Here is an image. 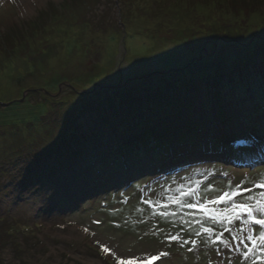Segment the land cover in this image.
Returning <instances> with one entry per match:
<instances>
[{"label": "rangeland", "instance_id": "374dc122", "mask_svg": "<svg viewBox=\"0 0 264 264\" xmlns=\"http://www.w3.org/2000/svg\"><path fill=\"white\" fill-rule=\"evenodd\" d=\"M67 1L0 0V31L55 8L26 51L0 53V264H252L145 201L264 191V6Z\"/></svg>", "mask_w": 264, "mask_h": 264}, {"label": "snow or ice", "instance_id": "6c2138e0", "mask_svg": "<svg viewBox=\"0 0 264 264\" xmlns=\"http://www.w3.org/2000/svg\"><path fill=\"white\" fill-rule=\"evenodd\" d=\"M255 188L264 189V181L256 183ZM253 191V188L237 184L209 198L204 195L200 183L197 182L195 186L181 184L174 192L169 188L167 192L171 194H167L163 200H146L145 203L154 210L161 209L156 214L162 218L176 217L179 214L180 223L198 225L195 235L205 236L208 243L222 245L229 251H240L243 248L245 251L241 255L244 260L254 257L252 264H264V191L252 195ZM245 193L249 195H244ZM170 208L172 210H169ZM185 216L190 219H185ZM237 222L239 226L234 227ZM214 226L221 230L217 231ZM225 233L230 234V239L225 238ZM166 238L169 242L196 243L182 240L179 233ZM233 241L234 245L231 243ZM101 248L105 253L111 252L105 245H101ZM111 254L115 255L114 252ZM168 255L167 252H160L156 255H147L145 259L120 258L118 264H153L154 261Z\"/></svg>", "mask_w": 264, "mask_h": 264}, {"label": "trees", "instance_id": "16d2710c", "mask_svg": "<svg viewBox=\"0 0 264 264\" xmlns=\"http://www.w3.org/2000/svg\"><path fill=\"white\" fill-rule=\"evenodd\" d=\"M100 1L102 0H71V3L75 2L78 4V6L87 5L86 8H94L96 7V4L97 5L101 4ZM259 1L261 5L264 6V0H259ZM71 3L67 1L68 5H70ZM48 8L49 10H55L54 5L52 4H50ZM222 8L225 11L227 10L231 14H234L236 16L245 14L247 17H249L250 15L258 11L256 8H250V3L248 0H226L224 7L222 6ZM49 10L42 11L39 14L38 18L33 22L24 23L23 26L16 24V25H13L10 29H7L6 31L1 30L0 31V53H2L7 58H10V56L13 53H15L16 50H21V52L26 51L30 47L31 42L35 38H37V36L41 35L46 30V26H47L46 24H49L46 22L50 14ZM148 45L146 48L150 49V48H153L154 43L153 45H150V47H148ZM131 100L133 101L132 97H131ZM13 247L15 250L18 248L21 249L20 247L17 246V244H14Z\"/></svg>", "mask_w": 264, "mask_h": 264}, {"label": "bare ground", "instance_id": "6f19581e", "mask_svg": "<svg viewBox=\"0 0 264 264\" xmlns=\"http://www.w3.org/2000/svg\"><path fill=\"white\" fill-rule=\"evenodd\" d=\"M144 43H149V39H148L146 42H144ZM147 45H148V44H146L145 46L147 47Z\"/></svg>", "mask_w": 264, "mask_h": 264}]
</instances>
